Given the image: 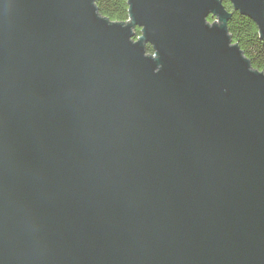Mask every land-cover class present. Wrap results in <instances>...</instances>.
<instances>
[{
	"label": "water",
	"instance_id": "1",
	"mask_svg": "<svg viewBox=\"0 0 264 264\" xmlns=\"http://www.w3.org/2000/svg\"><path fill=\"white\" fill-rule=\"evenodd\" d=\"M222 1L0 0V264H264V73Z\"/></svg>",
	"mask_w": 264,
	"mask_h": 264
},
{
	"label": "trees",
	"instance_id": "2",
	"mask_svg": "<svg viewBox=\"0 0 264 264\" xmlns=\"http://www.w3.org/2000/svg\"><path fill=\"white\" fill-rule=\"evenodd\" d=\"M94 4L103 18L117 23L129 20L128 0H94ZM222 4L232 14L227 22L232 43L239 46L254 70L264 73V39L261 38L257 25L250 18L234 11L228 0H223ZM213 20L211 17L208 18L210 24ZM137 34H139L138 29ZM146 50L148 54H154L150 44L147 45Z\"/></svg>",
	"mask_w": 264,
	"mask_h": 264
},
{
	"label": "rangeland",
	"instance_id": "3",
	"mask_svg": "<svg viewBox=\"0 0 264 264\" xmlns=\"http://www.w3.org/2000/svg\"><path fill=\"white\" fill-rule=\"evenodd\" d=\"M212 18V17H211ZM213 24H217V25H219L220 24V22H219V20H218V18H215L214 20H213V23H212V25Z\"/></svg>",
	"mask_w": 264,
	"mask_h": 264
}]
</instances>
